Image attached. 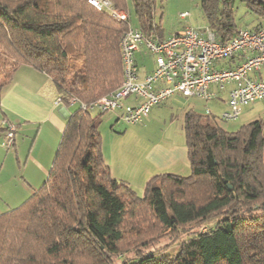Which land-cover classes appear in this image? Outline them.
Wrapping results in <instances>:
<instances>
[{
	"label": "trees",
	"instance_id": "trees-1",
	"mask_svg": "<svg viewBox=\"0 0 264 264\" xmlns=\"http://www.w3.org/2000/svg\"><path fill=\"white\" fill-rule=\"evenodd\" d=\"M110 1L127 10L126 0ZM240 1L264 18V0ZM132 3L138 27L161 39L156 0ZM234 4L200 2L220 41L238 30ZM127 27L86 0H0V87L18 64L27 63L52 79L62 101L105 95L123 78L119 41ZM101 115L75 111L46 180L21 205L0 214V264H264V119L226 131L188 111L190 173L160 174L137 193L104 162ZM218 215L208 229L179 239L186 225ZM151 219L177 233L173 254L149 249L150 240L142 238V223Z\"/></svg>",
	"mask_w": 264,
	"mask_h": 264
},
{
	"label": "crops",
	"instance_id": "crops-1",
	"mask_svg": "<svg viewBox=\"0 0 264 264\" xmlns=\"http://www.w3.org/2000/svg\"><path fill=\"white\" fill-rule=\"evenodd\" d=\"M250 20V26H238V29L255 30L264 25V18L257 15L251 16ZM152 33L157 37L156 31ZM170 35L162 33L161 39ZM246 55L245 51L239 52L216 66L234 67ZM135 60L140 77L154 68L153 56L144 46L135 53ZM251 75L261 77L264 71ZM233 86L232 83L223 86L210 84L212 96L208 101L175 94L153 106L149 115L137 124L124 122L119 111L102 114L98 125L101 150L112 176L128 183L137 193L160 174L187 176L190 162L184 118L190 110L206 116L226 131H236L253 120L264 119V98L243 106L239 117L234 120L220 118L221 112L228 109L229 92ZM58 95L52 79L27 63L18 64L9 81L0 87V122L15 125L14 142L10 148L2 145L4 133L0 134V214L25 202L48 176L67 119L79 109L76 103L57 102ZM136 101L133 96L124 100L130 104ZM206 109L210 110L209 115Z\"/></svg>",
	"mask_w": 264,
	"mask_h": 264
},
{
	"label": "built area",
	"instance_id": "built-area-1",
	"mask_svg": "<svg viewBox=\"0 0 264 264\" xmlns=\"http://www.w3.org/2000/svg\"><path fill=\"white\" fill-rule=\"evenodd\" d=\"M97 10L128 23L119 41L123 67L120 85L91 101L70 97L69 103L78 104L83 112L107 113L119 111L120 118L128 124L142 122L151 108L175 94L184 97L211 99L210 84L223 86L232 83L228 109L220 114L223 120L239 117L242 107L264 98V77L253 78L251 72L264 70V25L255 30L239 28L235 35L220 41L208 27L187 25L167 38L159 39L151 32L144 33L130 23L128 11L114 7L110 0H86ZM189 12L180 14L185 19ZM144 46L152 54L154 68L140 77L135 53ZM247 52L246 58L234 67H217L218 62ZM133 96L134 104L124 100ZM56 101H62L59 93ZM206 114L210 110L206 109ZM2 145L10 148L14 142L15 125L5 121Z\"/></svg>",
	"mask_w": 264,
	"mask_h": 264
},
{
	"label": "rangeland",
	"instance_id": "rangeland-1",
	"mask_svg": "<svg viewBox=\"0 0 264 264\" xmlns=\"http://www.w3.org/2000/svg\"><path fill=\"white\" fill-rule=\"evenodd\" d=\"M201 0H156L154 7V22L159 24L164 34H173L178 28L185 25H192L195 28H202L206 25L203 11L200 5ZM127 10L130 16V23L134 27H138V18L134 12L132 0H126ZM189 12V16L185 19L180 18L183 12ZM251 16H256L254 12L250 11L245 4L240 0H235L234 17L237 26L244 27L251 25ZM3 60L0 55V62ZM206 116L202 120L205 121ZM220 215L214 216L204 223H191L184 227L183 231L179 232V239L183 240L187 236L192 235L200 230H206L209 226L218 221ZM148 222V223H147ZM143 224L142 238L150 240L149 249H166L167 252L173 254L178 249V242L175 239L176 232L163 231L160 226L151 219ZM133 242L135 240L132 239ZM123 248L130 250V246L124 243ZM132 253V252H130Z\"/></svg>",
	"mask_w": 264,
	"mask_h": 264
}]
</instances>
